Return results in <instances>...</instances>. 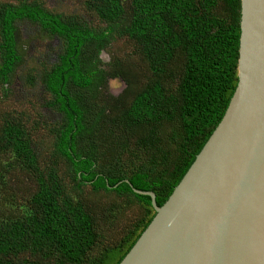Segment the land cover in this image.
<instances>
[{
    "label": "trees",
    "instance_id": "1",
    "mask_svg": "<svg viewBox=\"0 0 264 264\" xmlns=\"http://www.w3.org/2000/svg\"><path fill=\"white\" fill-rule=\"evenodd\" d=\"M85 8L99 24L42 0H0L4 96L17 78L39 89L59 117L49 126L47 162L35 127L18 118L25 113L16 109L0 122L8 161L0 155V196L11 191L7 177L16 172L33 183L26 208L0 219V264H119L156 215L152 197L131 184L155 192L162 206L238 85L242 0H85ZM22 22L58 41L43 62L22 51ZM116 38L133 43L132 55L107 63L102 52ZM133 69L138 91L111 94L108 79L134 85ZM101 193L110 200L101 207L87 197ZM126 210L138 214L123 222L119 240L106 242Z\"/></svg>",
    "mask_w": 264,
    "mask_h": 264
},
{
    "label": "water",
    "instance_id": "2",
    "mask_svg": "<svg viewBox=\"0 0 264 264\" xmlns=\"http://www.w3.org/2000/svg\"><path fill=\"white\" fill-rule=\"evenodd\" d=\"M239 81L221 122L119 264H264V0H242ZM129 182L128 180H126Z\"/></svg>",
    "mask_w": 264,
    "mask_h": 264
},
{
    "label": "rangeland",
    "instance_id": "3",
    "mask_svg": "<svg viewBox=\"0 0 264 264\" xmlns=\"http://www.w3.org/2000/svg\"><path fill=\"white\" fill-rule=\"evenodd\" d=\"M42 1L47 7L57 12H82L96 24H99L97 18L85 11V0ZM18 37L22 51L27 54V58H29L31 62H43L58 45L56 39L49 38V36L42 33L36 26L31 25L29 22H22L18 25ZM116 39L117 40L107 50L102 52V58L107 63H109L112 56L121 57L128 54L132 55L134 49L133 43L125 38ZM134 62H136V59ZM23 71L25 72V69ZM132 72L134 75L132 78L135 79L134 85L127 84L122 77L109 78L107 82L109 92L115 96H119L126 91L136 93L141 83L138 81V73L140 72L138 69H133ZM39 92V89L35 90L31 87H27L17 78L10 83L9 95L4 96V92L0 88V122L3 121L4 118L9 117L16 109L20 110L18 113H25L28 118L24 116H19L18 118L27 121L30 127H35L37 131L36 136L41 137L39 142L42 146V159L47 162L50 159V149L54 141L52 135L48 133L49 126L52 122H57L59 117L44 106L43 97H41V94L39 95ZM121 110L122 106L118 105L117 111ZM0 155L3 154L0 153ZM4 160L8 162L6 159ZM61 168L62 171L66 169L65 165H62ZM7 181L8 185L6 187L11 191L0 196V219H6L9 216L16 215L22 208H26V199L30 196L33 188V183L29 180L28 176L19 172L9 175ZM66 181L73 191L74 189L72 188H74V186L71 181L67 179ZM4 187L5 186L2 185V188ZM1 191L3 190L0 188V193ZM87 197L89 201H94L96 206L100 207L110 201L108 196L106 197L104 193L98 196L95 194H88ZM137 214L138 212L135 210L124 211L121 219L116 223L115 229L109 232L110 235L105 241L111 243L114 240H119L122 237L124 228L123 222L125 221L127 224H131L133 218ZM111 223H108V228L111 226Z\"/></svg>",
    "mask_w": 264,
    "mask_h": 264
}]
</instances>
